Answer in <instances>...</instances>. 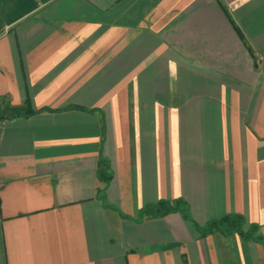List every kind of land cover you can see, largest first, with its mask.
I'll return each mask as SVG.
<instances>
[{
    "label": "crops",
    "instance_id": "1",
    "mask_svg": "<svg viewBox=\"0 0 264 264\" xmlns=\"http://www.w3.org/2000/svg\"><path fill=\"white\" fill-rule=\"evenodd\" d=\"M0 264H264V0H0Z\"/></svg>",
    "mask_w": 264,
    "mask_h": 264
},
{
    "label": "trees",
    "instance_id": "2",
    "mask_svg": "<svg viewBox=\"0 0 264 264\" xmlns=\"http://www.w3.org/2000/svg\"><path fill=\"white\" fill-rule=\"evenodd\" d=\"M225 13L227 14V17L230 23L232 24V26L235 28L237 32H239L237 26L235 25L230 15L226 11ZM6 113L8 114V117L11 119L18 118L19 116L30 117L34 114V113H29L26 109L15 108V107H9ZM99 174H100V178L105 183H109L111 181L112 177L107 174V163L104 160H101L99 164ZM178 212L182 213L185 216V218L190 219L188 213V207L186 203L182 200L163 201L155 206L147 207L143 210L142 216L163 217ZM244 224H245V220L242 216H227L224 217L223 219L209 223L207 227L204 229V234H210L217 231L227 236L238 235L241 238H251L254 235L256 229L254 227L253 229H250L247 232H245Z\"/></svg>",
    "mask_w": 264,
    "mask_h": 264
}]
</instances>
